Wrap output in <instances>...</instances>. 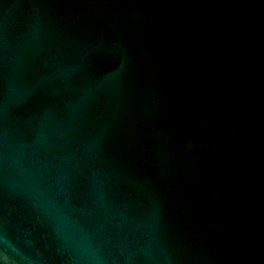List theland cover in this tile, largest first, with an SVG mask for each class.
<instances>
[{
	"label": "water",
	"instance_id": "95a60500",
	"mask_svg": "<svg viewBox=\"0 0 264 264\" xmlns=\"http://www.w3.org/2000/svg\"><path fill=\"white\" fill-rule=\"evenodd\" d=\"M0 264H264V0H0Z\"/></svg>",
	"mask_w": 264,
	"mask_h": 264
}]
</instances>
